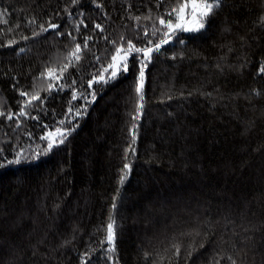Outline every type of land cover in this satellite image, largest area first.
I'll list each match as a JSON object with an SVG mask.
<instances>
[{"label": "trees", "instance_id": "trees-1", "mask_svg": "<svg viewBox=\"0 0 264 264\" xmlns=\"http://www.w3.org/2000/svg\"><path fill=\"white\" fill-rule=\"evenodd\" d=\"M177 3L0 0V264H264V0Z\"/></svg>", "mask_w": 264, "mask_h": 264}, {"label": "snow or ice", "instance_id": "snow-or-ice-1", "mask_svg": "<svg viewBox=\"0 0 264 264\" xmlns=\"http://www.w3.org/2000/svg\"><path fill=\"white\" fill-rule=\"evenodd\" d=\"M75 2V0H74ZM219 5V0H178L177 3V7H175L172 12H169V15L172 16L173 14H175V23H173L172 20H168L165 21L164 19L160 20L161 24H164L165 27L167 29L170 30L169 34L176 32L177 30L180 31H199L200 29L204 28L205 26V22H206V18L212 14V12L214 11V7ZM190 9V13L189 10ZM190 15V19L188 18ZM53 28L58 27L57 25H53ZM97 28H100V25H96ZM102 30V29H101ZM167 41H165L166 43ZM87 40L84 41L83 43V48H87ZM159 44H157L156 46V50H159ZM81 44H76L75 45V50L72 52V56L75 57V60L78 62L81 59L80 53L83 50ZM127 49L128 51H132L133 49H135V51L137 53L143 51V54L145 57L149 58L151 57V53L153 51V49H139V48H135V45H133L131 42L128 43L127 45ZM121 52H124V48L120 47L117 48L115 50V54L112 56V61H114L115 63H110L108 65V68H112L114 69L111 73H110V79L111 78H115L117 76V70L121 69L124 72L128 71V65L126 63L127 59H128V55L127 52H124V55H121ZM121 61H123V63H121ZM142 66L139 69V79H140V85L136 88V92L140 93V100H143V94H142V89H143V79H144V67H146V65L143 64V62H141ZM69 65L65 64L62 68L59 69L60 73L62 74ZM108 69H105V71L107 72ZM262 71H264V68L261 69ZM56 72V69H49L48 70V76L49 77H53L54 73ZM100 80L104 81L105 83H107L108 81L105 80L104 76L100 77ZM49 88L53 87L52 84L48 85ZM22 96L28 95L27 93H21ZM39 94L38 93H33L31 99L32 100H37L39 99ZM31 101H29L30 103ZM143 109V104L141 103L139 105V107L137 108V113L142 112ZM0 115H4L3 112H0ZM20 115H26L25 112H21ZM9 119H11L12 117L9 116ZM57 132L59 133V136L61 137V139L59 140V143H63V138L66 136V133L64 131L61 130H57ZM44 139L49 140V143L46 145V150H51L53 145L57 142L55 139V134L53 133H49L48 137H44ZM41 153L37 152L34 154V156L32 157L33 159L39 157ZM28 159V158H25ZM20 160L17 159L15 161V163H19ZM9 163H12L11 161ZM125 169H129V165H125L124 166ZM130 170V169H129ZM125 177L121 178V183H123ZM116 205L113 204V208H115ZM114 225H115V221L112 220L110 218V222L107 225V242L112 244L115 240V230H114ZM177 248V254H179V246H176ZM114 250V249H113Z\"/></svg>", "mask_w": 264, "mask_h": 264}, {"label": "rangeland", "instance_id": "rangeland-1", "mask_svg": "<svg viewBox=\"0 0 264 264\" xmlns=\"http://www.w3.org/2000/svg\"><path fill=\"white\" fill-rule=\"evenodd\" d=\"M189 13H190V11H189ZM190 19V18H189ZM187 32H194V31H187Z\"/></svg>", "mask_w": 264, "mask_h": 264}]
</instances>
